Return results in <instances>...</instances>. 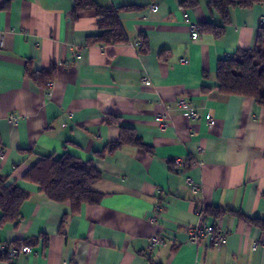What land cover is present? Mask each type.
Here are the masks:
<instances>
[{
	"label": "crops",
	"instance_id": "0c3cea01",
	"mask_svg": "<svg viewBox=\"0 0 264 264\" xmlns=\"http://www.w3.org/2000/svg\"><path fill=\"white\" fill-rule=\"evenodd\" d=\"M95 2L135 8L119 15L127 43H89L101 34L96 13L74 17V0H0V176L29 195L18 226L1 225L0 210V243L34 250L0 264H264V248L254 249L264 231L233 214L264 219V108L221 93L217 73L220 61L253 48L264 5L234 8L224 36L193 40L186 12L200 26L223 25L208 0L188 11L181 0ZM121 127L147 149L111 153ZM65 154L93 161L100 205L74 212L26 179L40 158ZM200 225L225 242L190 243ZM156 235L164 242L149 255Z\"/></svg>",
	"mask_w": 264,
	"mask_h": 264
},
{
	"label": "trees",
	"instance_id": "16d2710c",
	"mask_svg": "<svg viewBox=\"0 0 264 264\" xmlns=\"http://www.w3.org/2000/svg\"><path fill=\"white\" fill-rule=\"evenodd\" d=\"M208 1L209 9L220 15L223 25L204 24L200 28L201 31L214 34L217 38L224 36L226 27L231 23L232 9L264 5V0ZM200 2L201 0H181L180 7L188 11L197 8ZM133 10H135L134 7L104 9L98 6L95 0H74L73 15L77 18L81 12L94 11L101 34L88 42L119 45L128 42V36L119 15L122 12ZM217 73L218 89L221 93L252 98L264 108V28L258 30L253 48L238 50L230 58L220 61ZM39 75L42 74L31 73L34 80ZM51 80H53V74L47 82ZM127 146L147 149L133 130L121 127L120 140L109 146L110 152L114 153ZM26 179L40 186L41 193L47 199L58 203L70 202L74 212H78L82 205H100L104 199L101 194L93 191V186L102 179L93 161H82L69 154L57 159L54 157L40 158L28 172ZM28 199L29 195L26 192L15 185L8 184V179L0 176V210L3 214L1 225L12 223L18 226L22 219L21 208ZM222 213V211H217V216ZM233 214L264 231V219H249L234 212ZM152 259H149V264H156Z\"/></svg>",
	"mask_w": 264,
	"mask_h": 264
},
{
	"label": "built area",
	"instance_id": "2783aa9c",
	"mask_svg": "<svg viewBox=\"0 0 264 264\" xmlns=\"http://www.w3.org/2000/svg\"><path fill=\"white\" fill-rule=\"evenodd\" d=\"M152 10H157V6H151ZM185 19L186 22L189 25L190 32H191V38L193 40H197L200 37V25L193 21L189 14L185 13ZM4 46V38L0 35V49H2ZM145 83L149 84V80L145 79ZM51 88V84L48 85V89ZM178 105L181 107V109L191 118L196 119L197 113L195 108L191 106V104L184 98L179 99ZM164 117L158 116L157 121H162ZM205 120L207 122V125L209 128H212L215 125V119L211 114H207L205 116ZM9 121L16 125L18 123V119L14 116H11ZM182 164L181 161H176V165L180 166ZM196 190V188H194ZM201 237H208L211 238V240L216 245H221L225 242V238L222 234L215 231L213 226H196L191 229L190 231V238L189 241L192 244H196L198 240ZM164 242V238L162 235H156L149 239L148 241V253L149 255H153L157 252V250L161 247V245ZM260 247L264 248V244H255L254 249L257 250ZM34 252L33 248L29 245H18V244H2L0 243V260H7V261H13L16 258H18L20 255H30Z\"/></svg>",
	"mask_w": 264,
	"mask_h": 264
}]
</instances>
